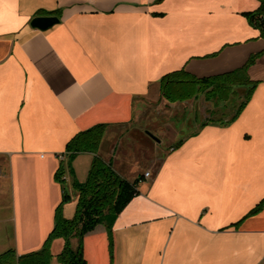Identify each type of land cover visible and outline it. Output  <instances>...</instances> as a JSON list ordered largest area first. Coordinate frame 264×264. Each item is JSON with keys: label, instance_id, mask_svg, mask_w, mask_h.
<instances>
[{"label": "crops", "instance_id": "obj_1", "mask_svg": "<svg viewBox=\"0 0 264 264\" xmlns=\"http://www.w3.org/2000/svg\"><path fill=\"white\" fill-rule=\"evenodd\" d=\"M259 7V0H0V201L10 197L13 210L0 216V254L38 252L53 231L63 197L55 174L77 134L130 124L136 103L167 74L209 78L258 56L247 70L256 87L237 119L200 128L154 172L138 175L149 173L139 194L111 232L100 225L84 238L83 252L87 264H264V39L244 16ZM40 17L59 23L41 31L31 25ZM92 160H74L79 183ZM66 187L72 200L62 215L71 220L78 194L69 176ZM64 245L51 242V264Z\"/></svg>", "mask_w": 264, "mask_h": 264}, {"label": "trees", "instance_id": "obj_2", "mask_svg": "<svg viewBox=\"0 0 264 264\" xmlns=\"http://www.w3.org/2000/svg\"><path fill=\"white\" fill-rule=\"evenodd\" d=\"M259 2L260 7L256 11L245 13L244 16L264 39V0ZM257 57H251L240 70L209 78H196L185 70L167 74L159 81L160 96L171 103H183L203 94L207 101L221 105L220 116L232 111L228 120L220 117L214 121L229 124L237 119L256 87V83L248 78L247 70ZM212 122L207 121L201 128ZM110 128V125L99 124L71 139L63 154L64 160L60 161L55 174L56 182L62 187L63 197L55 211L53 231L40 251L19 257L15 250H9L0 254V264H51L53 256L50 245L55 239L65 242L63 251L56 257L58 264H87L83 252L84 238L100 225L111 232L115 220L139 194V184L145 180V175L133 181L125 179L114 168L112 159L106 161L102 158L100 148ZM182 143L183 140H180L171 148L177 149ZM82 154H91L93 160L86 181L79 183L72 165ZM68 176L72 178V188L78 194L75 216L71 220L64 219L62 215L63 206L72 200L66 187ZM73 240L77 241L75 247Z\"/></svg>", "mask_w": 264, "mask_h": 264}, {"label": "rangeland", "instance_id": "obj_3", "mask_svg": "<svg viewBox=\"0 0 264 264\" xmlns=\"http://www.w3.org/2000/svg\"><path fill=\"white\" fill-rule=\"evenodd\" d=\"M220 106L207 101L203 94L183 103H171L162 99L154 87L147 98L136 103L130 124L108 130L100 148L101 155L106 161L112 159L116 171L133 181L140 174L154 172L171 147L200 130L202 124L220 117L228 120L232 111L220 116ZM9 198L4 200V205L0 201V216H12ZM5 227L11 230V223L6 222Z\"/></svg>", "mask_w": 264, "mask_h": 264}, {"label": "water", "instance_id": "obj_4", "mask_svg": "<svg viewBox=\"0 0 264 264\" xmlns=\"http://www.w3.org/2000/svg\"><path fill=\"white\" fill-rule=\"evenodd\" d=\"M58 23H59V19L56 17H40V18L34 19L31 25L32 27L37 28L41 31H46ZM147 134L149 137L159 142V140H157V138H155L153 135H151L150 133H147Z\"/></svg>", "mask_w": 264, "mask_h": 264}, {"label": "built area", "instance_id": "obj_5", "mask_svg": "<svg viewBox=\"0 0 264 264\" xmlns=\"http://www.w3.org/2000/svg\"><path fill=\"white\" fill-rule=\"evenodd\" d=\"M60 159H61V161L64 160V156L62 155V156L60 157ZM147 177H149V173H146V174H145V178H147Z\"/></svg>", "mask_w": 264, "mask_h": 264}]
</instances>
